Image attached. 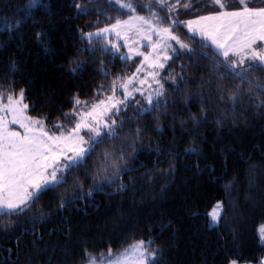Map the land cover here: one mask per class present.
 Masks as SVG:
<instances>
[{"label":"trees","instance_id":"trees-1","mask_svg":"<svg viewBox=\"0 0 264 264\" xmlns=\"http://www.w3.org/2000/svg\"><path fill=\"white\" fill-rule=\"evenodd\" d=\"M148 2L134 0L137 15L150 16L142 7ZM225 2L228 10L239 6V0ZM75 3L88 14L78 15ZM247 3L264 6V0ZM153 11L168 15L155 5ZM217 11L207 0H193L192 8L178 5L172 15L186 21ZM127 18V11L109 0H0V92L17 95L23 89L28 115L46 117L50 129L58 120L68 123L64 113L74 96L88 102L106 98L113 80L132 76L138 63L101 51L104 41L94 54H81L89 47L81 31ZM176 34L197 54L177 48L178 58L173 56L161 75L159 107L143 111L130 103L118 117L122 129L97 145L66 184L41 193L23 213L0 216V264H86L88 254L97 257L109 248L116 253L139 240L152 241L156 264L260 262L264 109L256 107L259 92L249 96L248 85L221 80L224 59H214V50L202 48L204 41L183 24ZM77 64L81 67L73 72ZM246 79L260 83L264 70ZM237 88L244 95L233 104L229 96ZM121 90L117 86V94ZM220 201L222 219L211 225L207 213Z\"/></svg>","mask_w":264,"mask_h":264},{"label":"snow or ice","instance_id":"snow-or-ice-1","mask_svg":"<svg viewBox=\"0 0 264 264\" xmlns=\"http://www.w3.org/2000/svg\"><path fill=\"white\" fill-rule=\"evenodd\" d=\"M37 2L38 0H32L33 4ZM109 2H114L120 9L126 10L128 19H117L114 23L98 28L94 32L81 31L82 42L86 41L89 45L80 50L81 54L84 52L94 54L97 45L102 39L106 40L109 33L124 38L127 45L128 34L136 31L141 34L142 39L149 41L152 51L143 53L139 48L130 47L129 55L120 56V59H131L133 54L143 56L141 65L147 64L148 68L153 69L149 75L152 81L159 85L155 95L163 97L164 84L157 79L160 75L159 70L164 69L165 63L173 59V56L178 58V49L191 55L197 54L195 49L190 47V41L186 42L176 34L177 27L183 24L188 29V33L193 37L198 35L204 41L202 48L211 46L215 50L212 53L214 59L223 56L224 75L220 79L231 78L233 83L239 80L241 84L248 85L249 96L254 90L259 92V96L255 99H260V103L256 107L264 109V99H261L264 98V86H262L264 81L254 83L246 79L251 72L264 70V46H261L264 45V6L251 7L247 0H239L236 10H228L225 0H207L219 11L211 15H200L194 20L181 21L172 13L177 11L178 5L186 10L192 8L193 0H175L174 3H170L169 0H149L148 4L142 5L150 13L148 17L136 14L137 5L134 0H109ZM154 5L160 10H166L167 17H161L158 11H153ZM74 6L78 15L88 14V9L82 7L80 3H75ZM155 21L161 22L154 23ZM153 33L158 37L155 43H152ZM170 41H175L178 49L169 43ZM170 49L172 55H169ZM110 50L119 52L120 48L117 44L111 43L110 49L107 46L101 49L103 52ZM80 67L81 65L77 64L72 71L75 72ZM142 70V67H137L136 73ZM135 77L134 73L129 77L114 79L111 95L98 102L89 104L88 101H82L78 95L74 96L72 109L64 113V119L68 124L74 125L72 127H66L58 120L50 129L46 126V117L29 116V104L25 103L23 89H20L17 95H8L6 104L0 102V216L23 213L39 199L41 193L66 184L68 176L82 166L86 157L97 145L105 143L106 138L110 139L117 135V127L122 129L123 126V122L118 121V117L123 109L131 106L129 101L133 99V92L136 91L130 88ZM168 78L176 83L175 75L169 74ZM145 82L146 80H140V84ZM117 86L123 91L122 98L117 95ZM217 91L224 92L223 86L217 84ZM141 95L143 96L142 92ZM243 95L244 93L237 88L231 91L229 99L235 104L237 98H242ZM2 97L3 94L0 93V101ZM144 100L150 106L159 107L160 101L158 99L154 101L151 94L145 96ZM135 103L139 105L141 101L136 100ZM149 110L143 109V111ZM10 124L19 125L24 129L23 134L10 129ZM82 130L90 135H81ZM137 135H140V130H137ZM104 159L107 160L108 156L105 155ZM88 195H91V192ZM221 214L222 205L219 202L207 213L213 224L222 219ZM259 231L261 240L264 241V226ZM151 243L150 240L136 241L124 252L115 256L113 250L109 248L108 258L102 264H156V250L150 247ZM88 256L86 264H96L95 258L91 254ZM232 264L236 262L233 261Z\"/></svg>","mask_w":264,"mask_h":264},{"label":"rangeland","instance_id":"rangeland-1","mask_svg":"<svg viewBox=\"0 0 264 264\" xmlns=\"http://www.w3.org/2000/svg\"><path fill=\"white\" fill-rule=\"evenodd\" d=\"M169 2L174 3L175 0H169ZM144 27H145V29H147V25H145ZM96 30H91V31L94 32ZM128 37H129L128 44L125 45V39L124 38H118L114 33H109L107 35V39L106 40L102 39V41H104L102 46L103 47L107 46L110 49L111 43H115V44H117L119 46L120 51L119 52H116L115 50H112V51L115 54L119 55V56H125V57H127L129 55V48L130 47L139 48L140 52H143V53H148V52L152 51V48L150 46L149 41L147 39H142L141 38V34L137 33L136 31L130 32L128 34ZM196 37L200 38L198 35ZM157 39H158V37L153 33L152 34V43H155ZM134 41H138V43H133ZM169 43H171L174 47L178 48V45L175 44V41H170ZM261 46H264V45H261ZM169 55H172L171 49L169 50ZM220 57L223 58V56H220ZM135 58H138L137 67H142L143 70L141 72H139V73H136V70L134 72L136 74V77L133 79V83L130 85V88H134V89H136V91L133 92V99L130 100L129 103L136 104L135 101L136 100H140L141 103L139 105H142L143 106L142 109H145V108H149L150 105H148L146 103V101L144 100V97L148 96L149 94H151L154 97V100L158 99L159 97H156L155 90L159 87V85L154 83L152 81V77L149 75V73L153 69L148 68L147 64L141 65V61H143L144 57L143 56H137V55L133 54L131 59H135ZM161 59H162V57H161ZM233 59H234V57H233ZM167 62L165 63V66H166ZM163 70L164 69L159 70L160 75H159V77H157V79H159L161 81V83H162L161 75L163 73ZM140 80H146V82L144 84H140ZM141 92L143 93V96L141 95ZM0 93L3 94L2 101H0V102L6 104L8 95H5L3 92H0ZM117 95L122 98L123 97V91L121 90V92L118 93ZM99 100H101V99L90 101L89 104H91L93 102H98ZM70 119L74 120L75 117H70ZM65 125H66V127L74 126V125H71V124H68V123H66ZM9 128L12 129V130H15V131H19L21 134H23V132H24V129L20 128L19 125L10 124ZM81 135L88 136V135H90V133L82 130L81 131ZM70 154L71 153H69V155ZM219 203H221L222 211H223V203L221 201ZM218 223H219V221L217 223L213 224L212 221H211V217H210V224L211 225H217ZM262 226H264V224L260 225V227L258 228V234H259V237H260V241L262 242V244H264V241L261 240V233L259 231ZM129 246L126 247L125 249L129 248ZM125 249H123V250H121L119 252L113 253V255L115 256L116 254L122 253V252L125 251ZM93 258H95L96 264H102V262L105 261L108 257H107V253H105L103 255H99V256L93 257ZM232 262L233 261H231L230 264H232ZM235 262H236V264H252V263H248V262H246V263H242V262H238V261H235ZM258 264H264V256H263V258L260 260V262Z\"/></svg>","mask_w":264,"mask_h":264},{"label":"crops","instance_id":"crops-1","mask_svg":"<svg viewBox=\"0 0 264 264\" xmlns=\"http://www.w3.org/2000/svg\"><path fill=\"white\" fill-rule=\"evenodd\" d=\"M214 14V13H213ZM208 15H211V14H208ZM198 18V17H197ZM197 18H193L194 19H197ZM190 20V19H189ZM186 31L188 32V29L185 27ZM190 34V33H189ZM191 35V34H190ZM258 264V263H257Z\"/></svg>","mask_w":264,"mask_h":264}]
</instances>
